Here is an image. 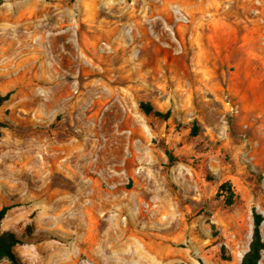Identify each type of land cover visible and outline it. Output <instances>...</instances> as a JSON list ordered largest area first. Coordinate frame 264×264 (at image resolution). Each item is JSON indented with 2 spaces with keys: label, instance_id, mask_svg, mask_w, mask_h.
<instances>
[{
  "label": "rangeland",
  "instance_id": "obj_1",
  "mask_svg": "<svg viewBox=\"0 0 264 264\" xmlns=\"http://www.w3.org/2000/svg\"><path fill=\"white\" fill-rule=\"evenodd\" d=\"M240 10L264 0L0 1V233L19 264H241L264 216V97L201 81L241 52L213 26Z\"/></svg>",
  "mask_w": 264,
  "mask_h": 264
},
{
  "label": "crops",
  "instance_id": "obj_2",
  "mask_svg": "<svg viewBox=\"0 0 264 264\" xmlns=\"http://www.w3.org/2000/svg\"><path fill=\"white\" fill-rule=\"evenodd\" d=\"M263 16V13L240 10L232 12L231 15L219 12V15L214 17L213 26L217 27L215 33L220 35L221 41L236 44V46L232 45L230 48H237L241 52L238 53V56L234 57L233 61L230 58H220L217 62L223 69L216 71L215 75L207 77L209 76L206 75L208 71L206 70L205 73L203 71L206 78L201 80L204 82L202 86L204 91L212 92L219 98L225 91L233 97L246 98L252 95L253 91H256L258 96L264 97V75L262 71H257V76L255 77L253 68L249 70L241 69L243 66H264V53L251 52L249 46L252 42L264 45V43H260L264 41V26L256 25L261 22L259 19L263 18ZM227 47L225 44L220 46L222 49ZM262 49H264V46ZM230 66L240 67V69H238V72L225 69ZM238 145L243 147L244 143H238ZM241 152L247 151L246 149H242ZM236 161L237 164L228 166V173L225 176L222 175L224 179L218 185H221L223 182H229L232 184L233 190L235 188L241 190L240 188L246 185L245 182L248 176L247 156H236ZM130 172H137V169L133 167ZM127 257L135 259L136 255L133 253Z\"/></svg>",
  "mask_w": 264,
  "mask_h": 264
},
{
  "label": "trees",
  "instance_id": "obj_3",
  "mask_svg": "<svg viewBox=\"0 0 264 264\" xmlns=\"http://www.w3.org/2000/svg\"><path fill=\"white\" fill-rule=\"evenodd\" d=\"M1 1V0H0ZM9 98V94L5 96H0V106L4 101ZM140 107L149 114L154 111L151 104L141 102ZM155 115L163 116L162 113L154 111ZM167 116V115H165ZM219 192H226L228 197L226 198V204L232 205L234 198V191L228 183H224L220 186ZM9 208L4 207L0 209V223L6 216ZM264 221V216L253 209V235L252 241L249 246V250L244 254L241 264H259L262 252L264 251V240L262 238L261 226ZM20 241L11 232L0 233V259L7 258L12 264H19L16 255L13 252V247Z\"/></svg>",
  "mask_w": 264,
  "mask_h": 264
}]
</instances>
